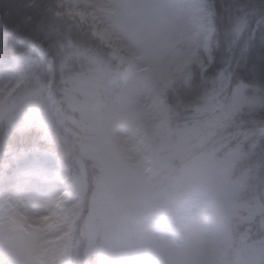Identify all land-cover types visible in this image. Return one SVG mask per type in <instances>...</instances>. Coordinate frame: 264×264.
I'll return each instance as SVG.
<instances>
[{"label": "snow or ice", "instance_id": "1", "mask_svg": "<svg viewBox=\"0 0 264 264\" xmlns=\"http://www.w3.org/2000/svg\"><path fill=\"white\" fill-rule=\"evenodd\" d=\"M65 7L95 66L108 73L110 109L127 128L113 135L85 113L75 130L91 126L107 145L98 175L76 188L83 199L53 200L43 212L4 201L0 264H66L69 254L90 264L98 238L102 264L120 255L166 264L172 254L187 264H264V62L233 67L264 27V0ZM17 80L0 82V100ZM194 84L195 104L186 100ZM210 202L221 205L220 216L211 234L197 235L191 224Z\"/></svg>", "mask_w": 264, "mask_h": 264}, {"label": "trees", "instance_id": "2", "mask_svg": "<svg viewBox=\"0 0 264 264\" xmlns=\"http://www.w3.org/2000/svg\"><path fill=\"white\" fill-rule=\"evenodd\" d=\"M32 46H39L46 55V60L42 61L43 69L37 75V80L46 78L51 67L48 66L49 64L58 68L50 77V88L43 89L45 94L42 95L41 92L35 98H29V95L36 90L35 84L30 81L18 89L10 105L0 109V169L6 160L10 159L9 152L12 149L24 151L35 146L58 150L56 141L52 139L60 136L52 134L54 131L52 124L37 122L30 118L39 112L40 108L37 104L40 103L41 98H44L43 101L48 100L46 102L53 103L47 109L48 116L51 115L49 112L52 113L51 116L55 115L53 118H56L58 113L60 116L63 115V120L66 118L65 133L67 136H71L72 141L80 142L82 138L77 139L73 134L76 120L75 111L70 106L71 108L69 107L63 112L62 103L59 101L62 99L67 101L69 94L67 87L71 84L69 80L63 82L62 78L77 75V70L82 77L79 76L77 80H74L75 83L81 81L86 83L87 80L100 75L99 78L106 79L108 75L106 70L95 66L96 57L89 55L87 41L80 37L73 26V21L57 7V0H0V57L22 53ZM249 59L257 68L264 62V27L256 28L246 54L242 56L240 53H236V63L233 67H238L242 60L246 62ZM100 86L102 94L103 91L110 93L109 87L101 83ZM92 94L94 93L90 90L88 96L85 93L83 96L88 99ZM198 99L199 91L194 84L186 93V100L195 104ZM18 107H20L19 110ZM51 116L49 119H52ZM72 117L74 120H71ZM83 129L85 132V128ZM60 135L62 136V133ZM57 152L55 151L58 156H63L62 159L66 163L70 164L69 161L77 159L75 167L78 168V162L79 165H82L81 157H77L74 153ZM83 165L86 167L84 176L88 180L87 185H89L98 175L99 169L93 164L84 163ZM70 256V264H75L76 258L70 254L69 259Z\"/></svg>", "mask_w": 264, "mask_h": 264}, {"label": "rangeland", "instance_id": "3", "mask_svg": "<svg viewBox=\"0 0 264 264\" xmlns=\"http://www.w3.org/2000/svg\"><path fill=\"white\" fill-rule=\"evenodd\" d=\"M69 2L70 0H57V7L60 8L67 16L68 14L65 6ZM15 56H25L26 58H29V64L26 63V61L14 62L9 60ZM6 60L9 61H7V63L5 64V73L10 69L15 70L16 68L18 69V71L25 70L26 73L23 75V77H21L20 81L17 80L15 87L9 90L7 96L3 100H0V109H3L6 106L10 105V102L18 89L22 85L29 83L30 81L35 84L36 90H34L33 93L31 92L32 94L29 95V98H35L36 95L41 94V92L43 95V89L45 88L46 90L47 88H50V77L53 76L58 68L54 67V65L52 66L49 64L48 66L51 67L48 70L46 78L37 80V75H39L41 70L43 69L42 61L46 60L45 52L39 46L29 47L22 53L12 54L7 57H0V62ZM79 67H81L80 64ZM5 73L4 76H2V80L0 82H3V80H7V75H5ZM9 73L13 74L12 72ZM77 73L78 74L74 75L73 77L69 75L66 78H62L63 82L69 80L72 84L67 87L69 91L67 101L66 99L59 100L62 103L63 112H65L67 108L69 109L70 106L72 107V109L75 111L76 116L75 125L81 124V122L84 120L85 113L89 117H95L96 119L94 120V126L110 127L113 135H116L118 132H120L121 129L127 128L126 119L123 117L121 112L118 110L110 109L114 98L110 95V93H108V91H103L102 94V87L100 86V83L108 87V84L105 82L106 79L99 78L101 77L100 75L99 77L97 76L93 79L87 80L86 83L83 81H81L80 83H75L74 80H77L79 76L82 77L78 70ZM89 86H91V88H89ZM90 90L93 91L94 94H92V96L88 99L84 98L83 93L88 96ZM42 99L44 98H41L40 103L37 104V106L40 108L39 112L36 114L33 113L35 115L30 118L37 122L41 121L46 124H52V127L54 129L52 134H54V136H60L58 138L55 137L52 139L53 141H56L58 150L33 146L24 151L12 149L9 152L10 159H7L6 163L0 169V211L3 210L4 201L6 200L24 201L26 203H30V208L32 211H45L43 205L45 203H48L49 200H47L46 194L43 195L40 192V188L42 184L48 182L52 183V185H56L53 184V178H55L56 176L60 177L61 180L62 178L66 179L67 182H69L71 190H68L65 185H58L55 192V200H64L69 204L78 202L79 199H83V197H77L76 188L79 187L82 190L84 186L88 184V180H86L84 176L86 167H84L83 164H93L100 170V157L101 154L106 151V143L97 142L92 138L91 126L88 129H85V136L83 127H81L80 131H76L74 128L73 134L77 139L82 138V140L80 142L76 140L75 142L72 141L71 136H67V134L65 133L64 124L66 118L65 120H63V115L60 116L59 113V116L57 115L56 118H53V116L55 115L51 116L52 113L49 112L51 114L50 116L52 117V119H49L50 116H48L47 109L51 106L50 104L53 103L46 102L48 100L43 101ZM19 109L20 107H18V110ZM56 111L59 112L57 109ZM71 120H74V118L72 117ZM61 133L62 136L60 135ZM120 134L124 135V133L122 132H120ZM55 151H58L57 153L61 152L65 154L74 153L77 157H81L80 163L82 165H79L78 162V168L75 167L77 159H75L74 161H69L70 164L66 163L62 159L63 156H58ZM48 159L50 161H54V163H58L60 168L59 171H56L52 166L46 163ZM52 173L53 176L51 175ZM72 193L73 198L71 197ZM168 238L170 237L168 236ZM105 251L106 247L103 239L98 238L96 240L95 249L91 255L92 257H89V259L95 260V264H102V255ZM70 262L71 256L70 259L67 257L66 264H70Z\"/></svg>", "mask_w": 264, "mask_h": 264}, {"label": "clouds", "instance_id": "4", "mask_svg": "<svg viewBox=\"0 0 264 264\" xmlns=\"http://www.w3.org/2000/svg\"><path fill=\"white\" fill-rule=\"evenodd\" d=\"M220 213L221 205L219 203H208L203 210L200 220L191 224L192 232L197 235L211 234L213 226L218 220ZM187 227L188 225H181L179 231L183 233ZM167 235L170 239H177L175 233L169 232ZM188 242L192 243L191 241ZM90 264H95V260H92ZM104 264H137V261L130 256L120 255L112 257L111 259L105 261ZM166 264H187V261L175 254H172L170 259L166 261Z\"/></svg>", "mask_w": 264, "mask_h": 264}, {"label": "bare ground", "instance_id": "5", "mask_svg": "<svg viewBox=\"0 0 264 264\" xmlns=\"http://www.w3.org/2000/svg\"><path fill=\"white\" fill-rule=\"evenodd\" d=\"M9 60L14 61V62L26 61V63L29 64V60L30 59L29 58H26L25 56H15V57H13V58H11ZM9 60L0 62V81L2 80V76H4V73H5V70H6L5 64ZM11 61H10V63H11ZM9 72H12L14 75L13 74H10ZM25 73H26L25 70L18 71V69L16 68L15 70H11L10 69L8 72L5 73V75H7L6 76V79H9L12 76H16L18 74V81H20L21 77H23V75ZM46 163H48L50 166H52L56 171H59L60 168H59L58 163H54V161H50L49 159H48V161ZM53 173L51 174L52 176H53ZM53 184H56V185H52V183H50V182L44 183V184H42V186L40 188V192L43 195L44 194L47 195L46 198H47V200H49V202L55 200V192H56V189H57V186L58 185H61V186L65 185L68 188V190H71L70 189V186H69V182H67V180L66 179H63V178L61 180V178L58 177V176H56L55 178H53ZM71 197L73 198V193H72ZM35 212H38V211L35 210Z\"/></svg>", "mask_w": 264, "mask_h": 264}]
</instances>
